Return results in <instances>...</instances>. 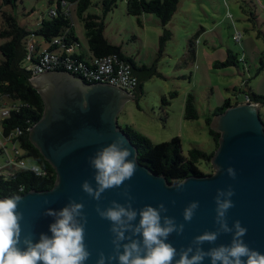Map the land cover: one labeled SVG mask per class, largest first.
Returning a JSON list of instances; mask_svg holds the SVG:
<instances>
[{
	"label": "water",
	"instance_id": "1",
	"mask_svg": "<svg viewBox=\"0 0 264 264\" xmlns=\"http://www.w3.org/2000/svg\"><path fill=\"white\" fill-rule=\"evenodd\" d=\"M129 67L137 88L138 78ZM151 73L152 67L140 72L145 79ZM30 83L43 100L44 112L30 128L29 140L55 169L57 179L50 190H30L0 198L21 197L17 210L23 216L20 222L22 238L30 234L33 242H38L41 233L51 235L48 227L53 218L44 215L47 209L60 210L70 201L82 203L87 217L85 244L91 254L85 264H96L100 253L106 258L114 254L113 235L109 230L111 222L101 219L96 208L99 206L104 210L112 201L125 205L129 202L123 195L127 190L132 197L133 209L155 208L162 203L167 208L163 215L174 218L177 224H184L182 235L173 233L166 241L179 252L190 246L195 237L217 230L214 198L218 190L227 191L231 187L235 194L231 197L234 207L226 213L228 226L231 228L235 221H240L247 229L242 238L245 244L264 254V122L259 111L261 103H236L214 116L210 128L220 133L218 149L211 160L214 174H192L180 182L169 183L166 177L139 162L136 147L118 123L119 113L126 102L136 98L135 93L111 84L87 83L62 70L30 77ZM118 139H122L132 151L129 159H135L137 170L120 188L105 191L96 201L81 188L86 180L93 188L96 186L89 158ZM228 168L235 170V179L228 175ZM194 201L199 202V207L191 222H185L182 213ZM138 222L139 216L134 223ZM231 239V233L221 234L214 244L205 243L202 249L207 252L213 247L228 245ZM111 264H118V261L113 260ZM203 264H210V259L205 258Z\"/></svg>",
	"mask_w": 264,
	"mask_h": 264
},
{
	"label": "rangeland",
	"instance_id": "2",
	"mask_svg": "<svg viewBox=\"0 0 264 264\" xmlns=\"http://www.w3.org/2000/svg\"><path fill=\"white\" fill-rule=\"evenodd\" d=\"M102 1L91 0L85 15L103 17L104 36L131 57L137 68L155 66L157 71L144 79L143 94L125 103L118 115L119 125L134 128L153 144L178 137L185 155L193 148L208 154L216 152L218 147L209 133L211 122H207L214 119L216 109L222 107L226 99H231L232 105L247 102L248 92L264 98V0H179L166 26L171 32L170 39L163 46L160 38L164 28L156 15H128L127 0H117L116 6L103 15ZM57 6L58 0H19L15 7H5L4 11L12 13L21 26L31 31L42 19L49 20V10ZM71 14L73 32L80 43L76 52H87L84 24L75 6H71ZM2 24L0 13V28ZM238 31L242 34L240 43L235 39ZM30 41L45 44L44 39L37 36H32ZM4 42L0 38V46ZM229 50L237 55V64L216 67L226 61ZM2 61L0 52V63ZM24 64L28 66L31 61L26 60ZM173 92L177 96L171 98ZM188 94L195 97L196 120L184 118ZM163 97L168 105L163 103ZM259 111L264 122V103ZM0 140L6 147L0 164L3 170H10L15 159L14 147L4 138L1 125ZM25 161L30 165V160ZM199 167L206 175L215 173L212 161H202Z\"/></svg>",
	"mask_w": 264,
	"mask_h": 264
},
{
	"label": "clouds",
	"instance_id": "3",
	"mask_svg": "<svg viewBox=\"0 0 264 264\" xmlns=\"http://www.w3.org/2000/svg\"><path fill=\"white\" fill-rule=\"evenodd\" d=\"M131 156L132 151L122 139L96 151L89 158L96 186L93 188L86 180L81 185L82 191L99 201L105 191L120 188L137 170L135 159H129ZM34 170L39 173V169ZM227 173L235 179L233 168H228ZM234 194L231 187L227 191H217L214 198L217 230L195 237L190 246L178 252L166 241L173 233L182 235L184 224H177L174 218L163 215L167 208L162 203L155 208L133 209L132 197L126 190L123 195L129 202L125 205L112 201L104 210L96 208L101 219L111 222L109 230L114 248V254L107 258L100 253L96 264H106V260L108 264L113 260L118 264H203L205 258L210 259V264H264V254L250 249L242 239L247 229L240 221H235L231 228L228 226L226 213L234 207L231 201ZM20 200V196L0 199V264H85L91 254L85 244L87 217L82 203L70 201L60 210L47 209L44 215L53 218L48 227L51 235L41 233L39 241L33 242L30 234L22 238L20 222L23 216L17 210ZM198 207V201L191 202L182 213L183 220L191 222ZM137 216L139 222L134 223ZM229 233L232 234L230 244L213 247L207 252L202 249L203 244H214L221 234Z\"/></svg>",
	"mask_w": 264,
	"mask_h": 264
},
{
	"label": "trees",
	"instance_id": "4",
	"mask_svg": "<svg viewBox=\"0 0 264 264\" xmlns=\"http://www.w3.org/2000/svg\"><path fill=\"white\" fill-rule=\"evenodd\" d=\"M19 0H4L0 3V13L2 14L3 24L0 28V38L5 42L0 46V52L3 61L0 63V107L12 106L13 103L19 106V112L11 111L10 116L2 118L0 125L5 139L19 129L23 134L16 140L22 151L23 159L30 160L29 166L39 167L44 175H37L31 170L12 169L3 170L0 173V198L21 195L30 190L44 191L53 188L57 176L55 169L41 155L39 150L29 140L30 128L38 122L44 112V103L40 94L33 88L30 83L31 72L27 71L24 64L29 60V45L32 36L41 37L49 44V51L58 49V45L53 44L55 39H61L63 45L80 46L79 40L73 32V19L71 10L65 11L62 7L63 1L68 4H75V10L79 19L84 24L85 37L88 43L90 56L85 54H76L75 58L80 60H89L101 58L108 55L116 54L120 59L130 64L134 75L138 78L139 84L132 93L136 98L143 94V82L145 77L140 74L146 71V67L137 68L134 60L126 56L119 46L113 45L104 36L105 25L103 17L98 15H85L91 5V0H58L57 16L49 20L43 19L35 30H27L18 23L17 18L10 12L4 11L5 7H15ZM117 0H103V15H106L116 6ZM179 0H127V14L134 17H140L143 14L156 15L164 28L163 36L160 43L170 39L171 32L166 28L172 20L178 6ZM191 43V42H190ZM192 44V43H191ZM36 49V48H35ZM190 52L195 55L192 48ZM30 61V60H29ZM33 61V60H32ZM238 62L237 55L229 50L227 59L223 63L217 64L216 67H229L236 65ZM262 66L264 61L262 60ZM155 66L152 67V73L156 74ZM148 75L147 77H149ZM171 98L177 96L176 92L171 93ZM249 102L264 103V98L248 92L246 94ZM165 105L169 102L165 97L162 99ZM231 99H226L222 107L217 108L213 116L223 113L232 105ZM238 102H235L236 104ZM184 118L186 120L198 119V112L195 106V97L188 94L184 106ZM211 122L210 119L207 121ZM124 131L136 147L138 160L143 165L150 168L153 172L163 175L169 183H177L185 178L195 175H206L204 169L200 168V163H210L215 152L206 153L200 149L193 148L188 154H183L180 138H173L171 141L160 144H153L150 139L134 128L126 126ZM210 135L214 138L216 147L220 134L209 128ZM5 148H0V157L5 152ZM7 171V172H4ZM23 188V191H21Z\"/></svg>",
	"mask_w": 264,
	"mask_h": 264
},
{
	"label": "built area",
	"instance_id": "5",
	"mask_svg": "<svg viewBox=\"0 0 264 264\" xmlns=\"http://www.w3.org/2000/svg\"><path fill=\"white\" fill-rule=\"evenodd\" d=\"M4 0H0V3ZM65 11L69 12L71 5L66 1L61 2ZM57 8L49 10L51 17L57 16ZM43 20V19H42ZM242 38L241 32H236V42L240 43ZM53 44L58 45L55 51L45 49L41 52H36L35 44L29 45V60L31 64L27 66V71L31 72V77H36L41 73L48 71H68L78 77H81L87 83H106L111 84L122 89L132 92L136 88V79L133 76L129 65L116 54L108 55L101 58H93L89 60H80L75 58L76 45H63L61 39H55ZM33 60V61H32ZM248 101V98L246 100ZM11 111L19 112V106L15 103L12 106L0 107V116L7 118L10 116ZM23 134L22 130H15L11 133L6 141L13 143V151L15 159L12 161V169L31 170L37 175H44V172L36 166H29L23 159L24 152L22 151L19 143L16 141L19 136ZM16 139V140H15ZM0 148H5V144L0 140ZM9 166V165H8ZM4 167L0 164V173ZM10 169L9 171H11ZM34 169H39L37 173Z\"/></svg>",
	"mask_w": 264,
	"mask_h": 264
},
{
	"label": "crops",
	"instance_id": "6",
	"mask_svg": "<svg viewBox=\"0 0 264 264\" xmlns=\"http://www.w3.org/2000/svg\"><path fill=\"white\" fill-rule=\"evenodd\" d=\"M71 6L73 7V6H75V4H71ZM70 10H71V7H70ZM140 22V21H139ZM199 34V33H198ZM30 43H33V44H35V46H36V52H41V51H43V50H45V49H48L50 46H49V44H47L46 42H44L45 44H44V46L41 44V43H39V42H33V41H30ZM81 54V53H80ZM83 54H85L86 56L88 55V56H90V52H89V49L87 50V52H83ZM195 56V55H194ZM193 57V56H192ZM194 58V57H193Z\"/></svg>",
	"mask_w": 264,
	"mask_h": 264
}]
</instances>
